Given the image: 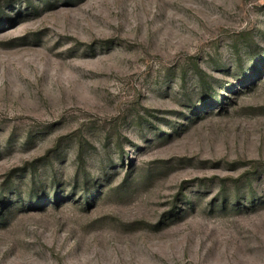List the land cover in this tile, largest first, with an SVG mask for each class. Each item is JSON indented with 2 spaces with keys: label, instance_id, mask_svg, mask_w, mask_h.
<instances>
[{
  "label": "rangeland",
  "instance_id": "1",
  "mask_svg": "<svg viewBox=\"0 0 264 264\" xmlns=\"http://www.w3.org/2000/svg\"><path fill=\"white\" fill-rule=\"evenodd\" d=\"M0 264H264V0H0Z\"/></svg>",
  "mask_w": 264,
  "mask_h": 264
}]
</instances>
